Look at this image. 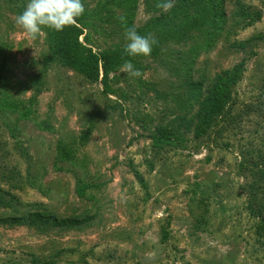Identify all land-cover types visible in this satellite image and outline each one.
Listing matches in <instances>:
<instances>
[{
  "label": "rangeland",
  "instance_id": "374dc122",
  "mask_svg": "<svg viewBox=\"0 0 264 264\" xmlns=\"http://www.w3.org/2000/svg\"><path fill=\"white\" fill-rule=\"evenodd\" d=\"M84 1L87 8L98 4ZM153 3L138 0L135 26L159 13ZM112 6L115 17L103 10L85 29L96 51L130 40L122 26L126 9ZM225 11L216 45L191 58L189 46L177 44L190 59L175 58L173 72L145 58L140 68L112 71L106 91L55 61L36 94L28 81L43 67L46 33L0 0L1 74L14 97L35 98L29 119L8 115L17 137L0 120V169H16L25 180L21 189L0 181L5 202L6 191L17 196L11 207L0 203V264H264L259 219L247 209L245 189L252 162L264 154V0H226ZM241 62L226 107L196 136L200 101L192 90L201 88L203 100L219 74ZM44 119L54 131L39 127ZM160 127L182 137V146L155 143ZM74 138V161L57 160V142ZM31 211L58 221L44 229L8 224Z\"/></svg>",
  "mask_w": 264,
  "mask_h": 264
},
{
  "label": "trees",
  "instance_id": "16d2710c",
  "mask_svg": "<svg viewBox=\"0 0 264 264\" xmlns=\"http://www.w3.org/2000/svg\"><path fill=\"white\" fill-rule=\"evenodd\" d=\"M152 1V0H147ZM156 6H150L151 10L159 13L152 15L142 26L133 24L134 13L137 9L138 0H98L94 8L84 6V0H10L12 12L19 13L23 22L40 25L46 33L48 51L44 57L43 67L36 73L29 76L28 85L34 86L36 94L41 91L43 84V75L47 72L49 65L59 61L65 66L75 69L87 79L92 81H101L106 91H110V73L120 67L130 66L131 64L140 68L141 60L149 57L162 60L169 71L177 69L175 58L182 62H189L187 55L183 56V51L179 48L186 44L189 46L190 57L199 55L202 51L212 49L216 45L219 35L224 30L223 24L227 20L225 11L226 0H174L167 4L163 0H153ZM115 6L124 7L126 12L123 14V29L129 36V41L122 39L113 47L102 51L94 50L92 45L91 33L85 31L90 25V18L101 14L103 10L107 11L108 18H113L117 14L112 10ZM165 4L168 7L165 9ZM88 5V4H87ZM165 9V10H163ZM28 12V16L24 13ZM83 35V40L81 39ZM90 44V45H89ZM179 46H178V45ZM5 55L4 51H1ZM183 56V57H182ZM245 63L241 62L225 74H219L217 82L210 93L201 99V88L192 90L191 96L200 101V110L198 111V126L196 136L202 135L212 125L215 116L222 112L226 107L230 97L231 89L239 80L240 74ZM5 68L0 63V120L8 127L11 135L17 137L15 129L17 124H10L11 117L29 119L32 115L31 106L34 97L25 102L17 99L11 93L9 79L1 74ZM185 67H179L183 70ZM185 70H189L185 68ZM190 86L194 87V81L190 80ZM202 84V83H201ZM15 117V116H14ZM37 124L41 129L54 131L51 122L44 119ZM157 144H169L182 146V141L178 134L167 127H160L157 132L151 136ZM76 139L72 142L59 140L56 144V158L63 161H74L76 156ZM28 155L27 151L25 152ZM24 154V155H25ZM264 154H260V160L252 162V179L246 186L249 192V202L247 209L254 217L259 219L258 230L264 239ZM244 165V163H242ZM0 168L2 166L0 165ZM57 169H63L58 166ZM10 170V169H9ZM16 169H0V181L10 184L16 189L24 188V176ZM31 177V176H30ZM38 175L35 174L29 179V184L35 185ZM143 181V179L141 178ZM144 187L147 186L143 183ZM35 187V186H34ZM38 187V186H37ZM0 190L5 191L0 187ZM1 191V192H2ZM78 195L86 194L84 186L77 189ZM5 197L0 194V203L5 207L14 205L13 200L17 196L9 191ZM94 198L93 195L90 194ZM41 206L40 203L37 204ZM76 219H65L64 222H80ZM11 220V221H10ZM7 220L8 224L27 225L31 228L44 229L49 225L57 223V217L43 211L29 212L21 216H13ZM37 261L35 260V263Z\"/></svg>",
  "mask_w": 264,
  "mask_h": 264
}]
</instances>
